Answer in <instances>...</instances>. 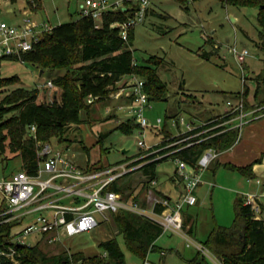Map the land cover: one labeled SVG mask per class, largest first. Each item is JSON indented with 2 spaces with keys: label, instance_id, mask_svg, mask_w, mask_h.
<instances>
[{
  "label": "rangeland",
  "instance_id": "374dc122",
  "mask_svg": "<svg viewBox=\"0 0 264 264\" xmlns=\"http://www.w3.org/2000/svg\"><path fill=\"white\" fill-rule=\"evenodd\" d=\"M82 1L40 0V8L33 16L36 19H47L50 25L55 26L77 18V6ZM25 6V0L13 2L2 0L0 19L7 23L17 21ZM8 9L11 11L8 12ZM258 30L255 7L237 9L222 5L218 0H186L184 8L176 0H149L143 21L133 26L131 45L136 64H144L150 56L160 59L156 74L165 86L163 98L150 100L151 108L144 112L146 119L151 123L157 118L161 120L158 127L145 128L144 141L147 145L162 140V128L169 134L176 135L186 129V123L198 125L201 120L228 109L227 101L231 103L238 101L239 93L243 91L244 86L246 96H252L249 99L258 102L257 98L253 97L256 86L254 77L261 74L264 78V50L257 45ZM233 47L236 50L246 49L248 54L243 60L238 61L232 52ZM11 76L17 77V81L5 87L0 86V90L6 91L14 87L37 88L36 102L48 103L53 99L59 100L58 87L43 86L46 80L51 78L46 72L40 74V69L29 62L0 58V79ZM123 78L116 83L111 93L124 86ZM259 84V96H264V80ZM126 104L127 101L114 98L112 95L104 101L93 103L89 118L81 112V122L69 127L66 139L59 142L52 139L51 142L80 166L89 163L107 167L131 158L140 151L137 145V130L135 128L125 133L117 127L121 121L131 118L130 113L124 109ZM178 117L183 121L176 124L174 120ZM261 136L262 132L259 131L257 140H253L256 145L257 141L261 142ZM4 156L8 159L2 160ZM260 156L254 170L256 176L264 180V152ZM0 161V170L4 163V174L21 169L19 157L12 155L8 150H5V155H0ZM174 168L175 162L171 158L156 162L155 184L152 186L169 193L172 189L170 178ZM217 170L219 174L216 185L208 188L206 186L207 189L204 187L206 192L204 197H199V201L188 208L192 218L191 238L201 243L206 240L214 224L221 226L231 224L234 216V198L239 192L253 193L259 189L254 179H251L252 183L245 188L246 190H239L233 186L231 198L225 189L230 178L225 176L231 172L235 177L242 176L235 170H226L222 165ZM141 173L134 170L130 177L140 176L145 180ZM241 180L244 181V178ZM145 192V189L139 191V197L144 198ZM195 196L197 198L198 194ZM94 216L102 220L99 214L94 213ZM116 232V227L107 215L106 220H102L98 227L89 232L62 236L55 244L38 241L41 250L49 256L63 251L84 256L100 255L102 253L98 246L100 240ZM116 239L123 252L124 264H143L144 261L150 264H196L193 260H201V257L204 261L200 264H217L209 252L201 254L192 245L186 246V242L179 235L165 231L155 240V248L149 250L143 259L126 249L121 235H116ZM24 240L32 242L34 235L26 236ZM161 251L164 252V256H161Z\"/></svg>",
  "mask_w": 264,
  "mask_h": 264
},
{
  "label": "trees",
  "instance_id": "16d2710c",
  "mask_svg": "<svg viewBox=\"0 0 264 264\" xmlns=\"http://www.w3.org/2000/svg\"><path fill=\"white\" fill-rule=\"evenodd\" d=\"M13 1L10 0V2ZM25 1L34 11L40 8V0ZM176 1L185 8L186 0ZM218 1L222 5H229L237 9L256 8V21L259 26L257 45L264 50V0ZM128 11L127 8L107 11L103 14L98 27H94L93 21L88 17H77L68 22L59 23L53 26L49 33L42 34L34 48L21 54L20 58L1 57L29 62L40 69V74L46 72L47 76L51 77L53 86L60 89V97L58 101L53 99L48 103L36 102L37 88L14 87L6 91L0 90V155H5V150H8L12 155H17L20 159L21 169L33 174L37 167L36 141L56 139L59 142L66 139L69 127L81 122L80 113L84 112L89 118V113L92 111L91 105L107 99L109 93L115 89L116 83L123 76L134 74L142 78L144 80L143 88L149 100L163 98L165 86L156 74L160 59L150 56L144 64H136L131 49L133 27L127 29L126 37L123 39L119 35L117 27L110 26L114 21L125 20ZM53 70L56 72L54 73ZM254 80L256 86L253 97L257 98L258 102L247 101L246 87L244 86L243 91L239 93L243 110L264 105V96H259V83L264 78L261 74H257ZM16 81L17 77L15 76L1 78L0 86L5 87ZM88 96L93 98L91 102L86 101ZM31 125L35 127L33 135L29 132ZM117 127L121 131L129 133L132 129L137 128V124L132 118H126ZM161 132L163 138L156 146L164 145L178 138L163 128ZM237 137V129H228L184 147L172 156H177L191 166L194 165L204 149L210 147L219 153L232 146ZM142 152L140 149L132 157L138 156ZM5 157L2 160L8 159ZM165 158L150 160L135 169L142 172V177L145 180L140 176L131 178L130 173L134 170H130L115 179L108 188L120 193L125 202L137 203L146 208L147 204L144 198L139 197V191L151 187L150 181L154 179L155 164ZM260 158L241 167L228 163H224L222 166L235 170L243 177L250 179L254 177L251 167L254 163L259 162ZM3 165L4 163L1 165L0 176L8 175L4 174ZM86 167L91 169L103 166L87 163ZM153 192L157 196L166 197L154 189ZM3 205V201L0 199V211ZM160 210L161 206L156 205L155 211L159 212ZM233 211L234 216L229 226L214 224L206 240L199 243L219 264H264V222L252 219L249 208L243 205L242 195L234 200ZM109 216L117 232L100 240L98 243L102 251L100 255L84 256L80 253L67 254L63 251L49 256L41 250L39 241H35L29 248L24 245H12L14 248L12 256L16 263L4 255H0V264H124L123 252L119 247L116 235L122 236L128 251L143 259L149 250L155 248L154 241L163 232L157 222L131 210L119 208ZM19 223L10 221L0 224L1 250L8 251L7 245L11 244V236L20 230L17 228ZM183 227L190 235L192 224H188V221L184 220ZM193 261L200 264L204 259L201 257V260Z\"/></svg>",
  "mask_w": 264,
  "mask_h": 264
},
{
  "label": "built area",
  "instance_id": "2783aa9c",
  "mask_svg": "<svg viewBox=\"0 0 264 264\" xmlns=\"http://www.w3.org/2000/svg\"><path fill=\"white\" fill-rule=\"evenodd\" d=\"M148 6L149 0H83L78 4L77 12L78 17H88L93 21L94 27H98L103 14L107 11L129 9L125 20L114 21L110 25L117 27L119 35L125 39L127 29L143 21ZM34 12L26 4L17 21L7 23L0 19V58L8 56L20 58L21 54L34 48L42 34L52 30L53 26L48 20L34 18ZM232 52L238 61L243 60L248 54L246 49L236 50L235 47L232 48ZM123 77L124 86L114 93L110 92L108 96L112 95L114 98L127 101L124 109L137 124V145L143 152L117 164L89 169L76 164L51 141L37 140L35 143L37 167L33 174L20 169L6 176H0V199L4 204L0 211V224L10 221L20 222L17 227L20 230L11 236V244L7 245L8 251L0 249V255L16 263L12 256L14 253L12 245H24L29 248L38 240L55 244L62 236L95 229L102 220L107 219V215L116 212L119 208L145 215L157 222L162 231L182 237L186 246L192 245L203 254L208 252L185 231L181 209L195 204L194 191L200 183L201 172L219 153L208 147L200 153L191 166L172 155L184 147L232 128L238 131L237 141L242 126L247 122V116L264 115V105L243 110L241 98L235 103L227 101L228 109H225L221 115L198 125L192 122L186 123V129L176 134L178 138L164 145L156 146L160 142L147 145L144 141L145 128H156L161 120L157 118L151 123L144 115L145 110L151 108L150 100L143 88L144 80L134 74ZM241 78L244 81V77ZM43 86L50 88L53 84L47 79ZM92 99L88 96L86 101L91 102ZM174 121L177 124L178 121L183 120L178 117ZM34 130L35 127L31 125L29 132L32 135ZM164 157L174 160L175 173L182 182V192L175 201L171 202L166 197L155 195L152 188L154 180L150 181L151 187L145 192L146 208L137 203L125 202L120 193L108 188L122 174L135 170L150 160ZM254 180L261 188L253 193L242 194L243 205L249 208L253 220L264 222V181L259 178ZM156 205L161 206L159 212L155 211ZM94 213L99 214L102 220L97 219ZM29 235H34V241L24 240ZM143 264L150 263L144 261Z\"/></svg>",
  "mask_w": 264,
  "mask_h": 264
},
{
  "label": "crops",
  "instance_id": "0c3cea01",
  "mask_svg": "<svg viewBox=\"0 0 264 264\" xmlns=\"http://www.w3.org/2000/svg\"><path fill=\"white\" fill-rule=\"evenodd\" d=\"M8 12H9V9H8ZM251 97L252 96H249V97L246 96L247 101L250 103L253 102L251 99H249ZM223 112H224V110L217 115H211L208 119H211V118H214L218 115H221ZM208 119L201 120L200 123H202ZM243 126H245V127L243 128ZM243 126L240 130V136H241V134H244L241 136L242 140L241 141L239 140V138H240V136H239L238 140L232 146H230L228 149H226L224 151L219 152L218 156L215 159H213L209 163V165L201 172L200 183L198 184V186L196 187V189L194 191L195 195L198 194V196L196 198V202L199 201L198 200L199 197H204V193H206L204 190V187L206 188V186H207V188H208V186L216 185L217 175L219 174V171L217 170V168L220 165H223L224 163H228V164H231L234 166L241 167V166H245V165L249 164L254 159L261 157L260 155L264 152V137H263V135H264V115H251V114L248 115L247 116V122ZM259 131L262 132V136H261L262 138H261V142L257 141L258 144L256 145L253 142V140H255V139L257 140V138H258L257 134ZM248 141H251L250 144H247ZM256 163H258V162H256ZM256 163H254L251 167V170L254 174V177L250 178V179L243 177L239 172L238 173L242 177H235L234 173H232V172L229 173L231 175L225 173V174H227L225 177L230 178V180L228 181L229 184L225 189L230 193L231 198H233L232 194L234 192V189H233L234 187H237L236 189L243 190V189L247 188L250 183H252L251 179L258 178L256 176V173L254 170ZM225 169L229 170V171H233V170L228 169V168H225ZM229 171H227V172H229ZM241 178H244V181H242ZM170 179H171L172 189L170 190L169 193L168 192L167 193L162 192L160 189L155 188L154 186H152V188L154 190L160 192L162 195H165L167 199H169L171 202H173L176 199H178L179 195L182 192V182L177 177V175L175 173V168H174L173 174H172ZM153 180H154V184H155V179H153ZM262 181H264V180H262ZM254 182H255V180H254ZM256 185L259 188L258 190H260L261 186L258 185L257 183H256ZM241 195H242V192H239L236 197L241 196ZM234 199H236V198H234ZM193 205L184 206L181 209L182 220L188 221V224H190V223L192 224V218L188 213V208L193 206ZM165 232H168V231H165ZM168 233L171 234V232H168ZM172 234H174V233H172ZM190 236H193V229H192ZM154 244H155V241H154ZM198 252H200V251H198ZM160 254H161V256L162 255L164 256V252L161 251ZM201 254H203V253H201ZM217 264H219V263L217 262Z\"/></svg>",
  "mask_w": 264,
  "mask_h": 264
}]
</instances>
